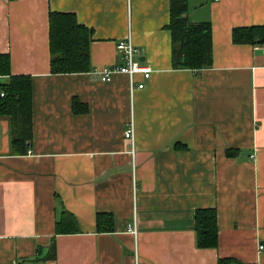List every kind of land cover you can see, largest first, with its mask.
<instances>
[{
    "label": "crops",
    "instance_id": "1",
    "mask_svg": "<svg viewBox=\"0 0 264 264\" xmlns=\"http://www.w3.org/2000/svg\"><path fill=\"white\" fill-rule=\"evenodd\" d=\"M183 1L210 27L198 71L172 65L171 0H0V86L31 88L24 154L0 118V264H264V45L232 38L264 27V0ZM50 13L92 30L88 72L51 73ZM126 37L151 70L133 78L143 89L100 80ZM198 209L216 212L215 249L196 247ZM65 213L75 229L57 234Z\"/></svg>",
    "mask_w": 264,
    "mask_h": 264
},
{
    "label": "trees",
    "instance_id": "2",
    "mask_svg": "<svg viewBox=\"0 0 264 264\" xmlns=\"http://www.w3.org/2000/svg\"><path fill=\"white\" fill-rule=\"evenodd\" d=\"M170 22L167 26L172 36V65L178 69L201 70L211 65V39L208 24L192 25L183 17L186 9L183 0H171ZM93 38L92 30L80 25L73 13H50L49 50L52 74L86 73L88 46ZM232 38L236 44L264 45V27L234 29ZM9 59L0 55V76L8 75ZM0 118H7L11 127L13 153L24 154L31 140L30 79L26 76L10 77L9 83L0 86ZM97 217L98 232L111 231L112 219ZM74 218L65 213L57 234L74 231ZM104 224V226H101ZM196 247L215 249L218 244L216 212L214 209H198L194 215ZM218 261V264H224Z\"/></svg>",
    "mask_w": 264,
    "mask_h": 264
},
{
    "label": "built area",
    "instance_id": "3",
    "mask_svg": "<svg viewBox=\"0 0 264 264\" xmlns=\"http://www.w3.org/2000/svg\"><path fill=\"white\" fill-rule=\"evenodd\" d=\"M218 1V0H214ZM117 51L121 54L123 64L122 65H112L110 67H105L102 69L100 73V80L102 82H109L112 80L114 75L120 74L125 75L129 79L130 88L133 89H143L144 83H134V76L136 74H141L143 77V80H148L151 74V70L147 66H143L140 62L139 56L140 53L138 49L134 46L132 40L130 37H126L116 44ZM0 96H3V93L0 94ZM134 125L132 122H130L125 131H124V138L127 142L131 145V153L133 154V141H134ZM263 249V245H260L258 247V251Z\"/></svg>",
    "mask_w": 264,
    "mask_h": 264
}]
</instances>
